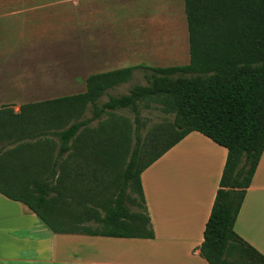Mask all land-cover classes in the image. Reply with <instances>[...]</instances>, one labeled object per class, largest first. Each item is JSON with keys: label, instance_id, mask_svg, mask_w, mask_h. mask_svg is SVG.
<instances>
[{"label": "trees", "instance_id": "trees-1", "mask_svg": "<svg viewBox=\"0 0 264 264\" xmlns=\"http://www.w3.org/2000/svg\"><path fill=\"white\" fill-rule=\"evenodd\" d=\"M184 11L187 65L133 66L91 75L84 93L22 107L15 121L0 122L1 152L14 130L26 127V109L44 108L41 124L58 139L61 154L76 149L77 157L95 166L99 175L109 170V182L88 191L91 202L102 198L103 216L91 215L94 227H81L83 221L45 219L35 205L44 201L49 208L46 196L55 190H45L35 199L23 192L0 194L28 206L54 233L152 240L140 176L196 132L227 151L200 257L207 264H264V257L234 232L264 151V0H184ZM136 70L146 85L132 86L126 95L108 96L99 104L107 91L128 83ZM147 102L157 104L161 116L151 125L141 118L140 106L149 108ZM125 110L133 114L132 121L114 118ZM93 123L96 127L89 128ZM112 191H117L114 197ZM132 192L139 202L129 197ZM134 207L141 210L131 211ZM75 224L77 228L69 230Z\"/></svg>", "mask_w": 264, "mask_h": 264}, {"label": "crops", "instance_id": "crops-1", "mask_svg": "<svg viewBox=\"0 0 264 264\" xmlns=\"http://www.w3.org/2000/svg\"><path fill=\"white\" fill-rule=\"evenodd\" d=\"M99 1L107 6L108 0ZM39 10L48 13L42 19L44 25L30 27L31 23H27L26 30H5L8 39L2 42L0 31L2 123L15 121L22 107L71 96L64 95L69 89L67 76L51 63L50 8H16L7 11L6 16H24L31 22L33 18L29 14ZM3 12L0 6V20ZM19 40H25L31 52L47 45L49 53L46 56H13L19 50ZM101 40L89 41L84 35L82 49L88 47V51L96 55L108 53L112 42ZM181 54L179 52L180 60L183 59ZM151 61L158 60L152 58ZM128 67L133 65L118 64L116 69L91 75ZM85 80L81 93L86 90ZM26 110V127L14 130L0 152V186L27 193L33 199L41 197L45 190H55L46 196L49 208L44 201L40 206L35 205L45 219L83 221L81 227H94L91 215L103 216L99 202L102 198L91 202L87 199L88 191L107 184L109 170L99 175L95 166L77 157L79 151L76 149L61 154L58 139L41 124L44 108L42 112L34 107ZM226 157L224 148L193 132L141 174L144 208L154 234L152 240L88 236L75 231L54 233L28 206L0 194V264H207L200 257L199 248ZM234 232L264 257V151L246 190Z\"/></svg>", "mask_w": 264, "mask_h": 264}, {"label": "rangeland", "instance_id": "rangeland-1", "mask_svg": "<svg viewBox=\"0 0 264 264\" xmlns=\"http://www.w3.org/2000/svg\"><path fill=\"white\" fill-rule=\"evenodd\" d=\"M106 5L104 7L99 0H0V6L4 8L3 19L0 20L1 42L8 39L5 30L24 29L29 26L27 23H31L30 27L44 25L42 19L48 16L47 12L39 10L29 14L33 19L28 22L24 16L7 17V11L48 6L52 38L50 58L52 65H56L57 70L67 76L69 89L64 95L83 92L82 82L87 76L116 69L118 64L149 67L188 64L184 0H108ZM91 27H93L92 31ZM84 35H87L89 41L97 42L104 38L106 42H112L108 53L92 54L88 51V47H84L83 50L81 43ZM18 44L19 50L13 56H46L49 53L47 45L31 52L27 49L26 46L29 45L25 40H19ZM179 52L183 53L181 60L178 58ZM96 56H100L98 60L95 59ZM102 56L110 59L101 58ZM152 58L158 61H151ZM123 59L126 61H121ZM135 85H146L140 70L133 73L128 83L107 91V94L99 100V104L107 102L108 96L126 95ZM147 105L149 106L147 109L143 105L140 106L141 118L149 120L150 125L160 121L157 104L147 102ZM114 116L115 119L133 120V114L126 110L119 111ZM90 127L95 128L96 123L91 124ZM132 147L131 142L130 150ZM127 160L126 157L125 161ZM0 190L9 195L22 196L14 190L1 186ZM116 194L117 191H112V197ZM129 197L139 202L136 192L129 193ZM137 210L138 207L131 208V211Z\"/></svg>", "mask_w": 264, "mask_h": 264}]
</instances>
